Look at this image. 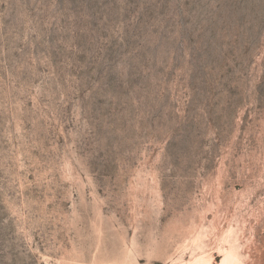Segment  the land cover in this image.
<instances>
[{"label":"rangeland","instance_id":"374dc122","mask_svg":"<svg viewBox=\"0 0 264 264\" xmlns=\"http://www.w3.org/2000/svg\"><path fill=\"white\" fill-rule=\"evenodd\" d=\"M264 264V0H0V264Z\"/></svg>","mask_w":264,"mask_h":264},{"label":"bare ground","instance_id":"6f19581e","mask_svg":"<svg viewBox=\"0 0 264 264\" xmlns=\"http://www.w3.org/2000/svg\"><path fill=\"white\" fill-rule=\"evenodd\" d=\"M218 264V263H217ZM222 264H225V263H222Z\"/></svg>","mask_w":264,"mask_h":264}]
</instances>
